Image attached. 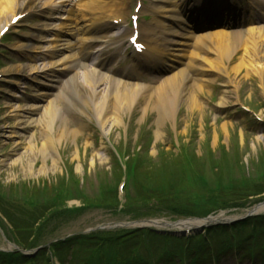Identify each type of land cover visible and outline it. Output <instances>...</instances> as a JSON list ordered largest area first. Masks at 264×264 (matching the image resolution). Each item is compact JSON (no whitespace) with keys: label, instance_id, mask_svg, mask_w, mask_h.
<instances>
[{"label":"rangeland","instance_id":"374dc122","mask_svg":"<svg viewBox=\"0 0 264 264\" xmlns=\"http://www.w3.org/2000/svg\"><path fill=\"white\" fill-rule=\"evenodd\" d=\"M102 1L103 7L108 11H120L117 14L124 16L120 25H112L108 35L132 30L130 15L134 13L137 1L146 5L145 13L139 15V23L142 22L144 27L153 26V10L157 12L156 19L159 21L166 19L165 9L175 10V0ZM254 1L259 0L230 2L236 8H247ZM67 2L68 6H65L66 1L63 5L74 9V4L81 1ZM254 7L257 10L260 8L259 5ZM262 8L264 10V5ZM227 13L229 10L223 11L224 15ZM23 20V23L13 26L12 31L0 43V71H8V76L0 77V204L1 207H7L4 211L0 207V250H10L8 242L27 240V237L26 243L30 240L44 243L54 237L63 236L67 240L70 232L85 236L90 235L89 233H104L109 234L112 240L121 241L120 248L125 251L124 258H120L117 251L107 250L105 258L112 257L107 255L111 253L115 258L128 263L134 258L142 262L146 260L147 264H167L168 260H172L168 255L179 248L176 245L179 241L181 243L182 239L179 237L185 231L194 230L197 233L201 226L209 224L208 217L212 215L221 220L222 217L239 218L246 213H253V208L264 201L263 19L244 30L218 26L191 32L188 27L180 30L174 26L180 33H192L188 40L191 44L182 52L175 51V54H184L179 58L170 55L173 52L169 50H162L166 52L163 62L152 63V66H149V62L142 64L137 60L145 54L134 53L128 37L123 48L116 54L113 51L114 45L98 43L94 49L104 46L109 48L102 56L106 68L100 71L103 76H94V83H97L96 97L87 101L82 94V91H91L93 82L92 76H84L81 69L77 72V81L72 87L77 95L72 98L69 96V103L63 100L64 93L59 92L63 82L56 89H47L53 91L48 98L54 99V122L49 123V119L40 123L22 122L18 127L23 128L17 131L15 126L21 110L11 109L36 105L34 97L45 90V84H52L40 78L39 82L35 81L27 70L22 71L24 65L32 61V53L12 50L17 42L26 43L28 34H36L33 27L41 22L35 12ZM192 24H197V21H190L189 25ZM159 35L161 33L154 30L149 36L156 39ZM144 41L142 38L143 43ZM46 45L44 41H32V50L40 51ZM156 45H153L148 54L158 57L159 52L155 54ZM161 47L162 44L160 49ZM193 51L196 54L190 58L189 54ZM244 56H248V59L244 60ZM93 60L95 59L91 55L83 60L87 69L95 66ZM181 69H185L187 76L179 78V96L176 100L164 102L159 91L163 92L168 77ZM34 83L38 84L36 88ZM11 85H16L19 89H13ZM48 91L44 92L50 93ZM167 92L170 93L168 90ZM13 94L17 95L14 101L11 96ZM191 99L195 103L193 107L189 103ZM41 104L45 107L49 102ZM29 114L33 120L36 119L33 112ZM26 116L28 114L25 113L24 117ZM12 132L16 135L10 136ZM45 138L52 147L47 156L40 151ZM185 147L189 148L190 153H195L197 164L204 167V172H201L206 174L203 175L207 181L211 180L209 175L212 174L210 166L213 162V170L235 174L234 177L249 182L239 186L233 182V178H228V187L233 186L229 183H234V187L228 188V192L214 193L217 201L227 199L232 204L230 206H233L225 210L227 212L224 214L210 201L208 205L200 204L204 199L198 188L201 187L200 175L186 177V183L176 188L178 194L171 196L175 200V211H168L171 213L162 211L166 205L162 208V204L155 202L158 198L156 195L152 198L155 193H149L144 201L142 198L132 201L133 207L139 205L137 210H140L141 216L138 218L156 220L153 226L134 224V220L127 214L113 215L110 212L112 207L105 210L91 209V206L80 208L83 206L80 202L100 200V191L92 195L94 190L100 188V184L114 183V186L119 181L121 168L115 162V148L120 150L122 156L125 153V160L137 164V172H162L160 176L163 177L179 172L178 177L182 180L183 172L177 166L181 160L179 150ZM199 169L201 170L200 167ZM63 179L71 182L76 179L77 185H83L86 194L73 188L63 199L64 205L79 209L74 216L64 211L56 212L61 206L50 201L54 194L59 195L60 191L52 190ZM149 179L153 181L150 176ZM72 186L75 187L74 184ZM131 187L132 185L125 188L127 197H130ZM237 187L240 189H236ZM120 193L123 195V191ZM19 196H24L26 202ZM152 209L162 212L154 214ZM36 210L37 213L31 212ZM257 213L264 214V209ZM109 222H118L123 226L115 228V231H95L94 228L99 224ZM142 228L148 230L140 231ZM121 230L126 233L122 232L118 236ZM162 235L179 237L164 239ZM224 236L225 233L214 232L211 240L220 246ZM199 238L196 234L195 239ZM163 240L175 245H163ZM55 246L57 247L56 244ZM71 247L64 251L68 258L73 250ZM28 256L30 255H26V258ZM44 258L45 255L37 257L32 264H47ZM12 263L13 260L9 264ZM220 264L255 263L228 255L221 259Z\"/></svg>","mask_w":264,"mask_h":264},{"label":"bare ground","instance_id":"6f19581e","mask_svg":"<svg viewBox=\"0 0 264 264\" xmlns=\"http://www.w3.org/2000/svg\"><path fill=\"white\" fill-rule=\"evenodd\" d=\"M65 0H0V30H2L5 26H11L12 25V19L24 12L26 14L32 12L35 8L36 11L39 13L45 14L48 19L55 20V19H61L60 16H58V13H66L65 20H59V22L55 25L56 31H52L53 27L48 26L51 33L50 35H53L52 38L46 39L50 47H44L43 50L38 53V51H31V48H29V44H23L17 42L12 46V48L16 51L28 53V52H34L31 54V60H35V58L40 59V61H44V63H41V66L34 65L33 63H28L24 65V70H27L29 72V76H32L33 78H64L65 82L63 83L62 88L60 89V93H64L63 100H66L69 103V96L72 98L73 96H76V92L72 91L73 85L76 83V74L79 70H83V74L86 77H91L93 82L91 91H82L83 95L85 96L87 101H91L94 97H96V84L94 83V76H103V74L100 73L102 69L105 68L104 61L102 59V56L104 51L109 48L108 46H104L103 48L100 47L95 52H93L94 45L103 42L104 44H112L114 45V53L120 51V47L122 46V43L125 40L126 34H110L108 35V30L111 28L113 20L120 21L121 18L117 14L119 12H110L107 10L106 7H103V1L102 0H78L81 1L80 3H76L75 8L73 10L69 9L68 7H64L63 2ZM229 3L230 1L227 0ZM161 2H167V0H161ZM186 3V0H175V6L176 11L174 8H168L165 9L167 12L165 13L166 21H159L156 19L157 12L155 13V10H153V26H150V33L151 30L154 32V30H158V32L167 35L164 36H158L159 41H155L152 37L147 36V32L144 31L143 24L139 25L137 29H139V38H145L146 42V48L151 45L159 44V47L162 45H165L166 51L167 49L174 53V56H177L179 58L181 55L184 54H175L176 52H182L184 51L186 46H189L191 42L188 40L191 39V35L184 34L178 32L176 29L174 30L173 25L170 21H175V24H179L182 20L181 13V7L183 3ZM192 3L190 6H198L199 2L198 0H192ZM221 3H206L203 7L204 10H201L202 16L204 15H210L209 17L216 18L212 22H217V14L219 11ZM143 6V5H142ZM144 7H142V10ZM34 10V11H35ZM173 11V12H172ZM211 12L212 14L206 13ZM71 12H73L77 17L78 20L72 19L71 20ZM159 13V12H158ZM160 14V13H159ZM190 14V13H188ZM256 16V15H255ZM255 16L252 14L250 15V19L254 20ZM21 21V20H19ZM18 21V22H19ZM237 20H235V24ZM52 23L47 21L45 25H51ZM180 26V25H179ZM264 30V28H263ZM56 32V33H54ZM133 30L130 34H128V38L132 37ZM210 34V33H209ZM207 34V35H209ZM150 35V34H149ZM70 36H74V39H71ZM36 38V39H43L44 37L39 36H30V38ZM106 41H102L104 39ZM155 41V42H153ZM74 42V43H73ZM106 47V48H105ZM157 49V47H155ZM151 48H149L150 50ZM57 53V51H60ZM165 49H163L164 51ZM148 52V50L146 51ZM159 52V55L161 54L162 50L159 49L158 51H155V54ZM92 54V57H95V63L94 67H90L87 69V67L83 64V60ZM170 53V54H173ZM196 54L194 51L189 54V57L192 58V56ZM56 55V57H55ZM158 55V56H159ZM154 57V61L158 62L156 55H149L147 57L148 61H151ZM97 59V60H96ZM244 60L248 59V56L243 57ZM178 62V60H175ZM22 67V66H17ZM79 68V69H78ZM78 69V70H77ZM106 70V68H105ZM8 71L2 70L0 73H7ZM34 74V76H33ZM2 77H6L8 75L3 74ZM187 76V73L185 69H181L172 76L168 77V82L165 85L163 92L159 91V93H162L160 98L164 102L173 101L176 100L179 96V89H178V83L179 78H185ZM53 80V79H50ZM169 84V86H168ZM54 86V85H51ZM56 86V85H55ZM48 87V86H47ZM49 88V87H48ZM47 89V88H46ZM1 90V89H0ZM167 90L170 92L168 93ZM47 94H45L46 96ZM42 95L41 99L43 102H49L47 106H42V104H39L40 102L36 101L38 105H30L29 107H21L16 108L15 110L11 109L12 111L21 110L20 115H18V121L17 126H15L16 130L22 129L21 127H18V124L22 122H36L40 123L44 120L49 119V123L54 122L53 116L56 113L53 107L54 99L48 98ZM39 98V97H38ZM40 99V100H41ZM192 107L195 105L194 100L191 99V102H189ZM109 108V106H108ZM39 110V111H38ZM29 112H33V115H35L36 119L33 120ZM109 112V111H108ZM25 113L28 114V116H25ZM9 115H7L8 117ZM30 118V119H29ZM15 132V131H14ZM14 132L10 134V136L16 135ZM44 144L40 148V151L42 153L48 155V150L52 149L50 146V141L48 139H44ZM259 209H264V204H261L259 206ZM247 237V236H246ZM242 239V238H241ZM255 240H260V238L256 237ZM235 242L240 245L241 240L240 238L235 239ZM252 246V243H250ZM264 246V245H263ZM262 246L261 250H264V247Z\"/></svg>","mask_w":264,"mask_h":264},{"label":"trees","instance_id":"16d2710c","mask_svg":"<svg viewBox=\"0 0 264 264\" xmlns=\"http://www.w3.org/2000/svg\"><path fill=\"white\" fill-rule=\"evenodd\" d=\"M180 157H181V160H179V165L177 167H180L181 172H183V179L182 180L179 179V177H178L179 172H178V174L172 173L171 175H169L167 177L160 176V173H162V172H156L155 171L154 173H151V170H149V171L145 170V171L137 172V164H136V167L134 168L131 166V163H133V161H127L128 172H129V175H130V178L132 181V188H131V192L129 195L130 197L126 196L125 208L128 207L129 212L131 213L132 216L139 217V215L141 214L140 210H137L139 208V205L133 207L132 201L140 199V198H142V200L146 199L149 197V195H150L149 193H155L152 196V198H154V196L156 195L158 198H157V200H155V202L157 204H162V208L164 205H166V207L164 209H162V211H165V212L175 211V209H174V204H175L174 201L175 200L173 199V197L176 194H178L176 188L178 186H180V187L183 186V184L186 183V177H191V175L192 176L200 175L199 179L209 183V185L208 184L206 185L204 182H201V180H200L201 187H198V188H200L201 191L199 193L204 198L203 202L200 204H207L208 205V202L210 201V203L212 205L214 204L217 206V209L222 208V207H226V206L230 205V203L227 202V199L217 201L216 200L217 198L214 197V193L228 192V188L229 189L233 188L234 183L239 184V186H244L245 184L249 183L245 179L242 180V179L234 177L235 174L229 175V174H227V172L224 173V172H221L219 170H213V168H212L214 165L213 162L211 163V166H210V170H212V174L209 175L211 177L212 181L211 180L207 181V179L205 177L206 174L201 172V171L204 172V167L197 164V159H195L196 156L193 152H191L189 154L184 153V155H182ZM199 167L201 168V170L199 169ZM171 170H173V169H171ZM213 171L216 173H214ZM149 176L153 179V181L149 179ZM239 176H241V172H240ZM160 178H162V179H160ZM228 178H233L234 183H229V185H233L232 187L231 186L228 187V181H229ZM71 183L74 184L75 187H73ZM73 188L77 189L82 194L86 195L84 193L83 189L77 185L76 179L72 182L69 179H63L60 182V184L56 183V188H53V190L56 189V192L60 191V193H59V195L54 194L53 197L50 199V201H52L53 203H56L58 206H61V208L59 210H56V212L64 210V207H63L64 204L62 203V201L65 198V196L72 191ZM236 189H240V188L237 187ZM216 190H218V191H216ZM257 190H259V189H257ZM98 191H100V200L99 201H94V202L89 201V202H84V203H87L90 206L98 205V206H101L102 208L112 207L114 209L117 207L118 199H117L115 186L113 187L110 184H102V185L100 184V188L98 189ZM213 191H216V192H213ZM132 193H133V195H132ZM126 195H127V193H126ZM171 196H173V197H171ZM195 199H197V198H195ZM142 200H141V202H142ZM211 200H215V201H211ZM171 203H172V205L170 206L169 204H171ZM191 203H192V201H191ZM132 208H133V210H131ZM152 210H153L154 214L156 212H162L161 210H154V209H152ZM37 211L38 210L31 211V212L37 213ZM41 211L44 212L43 210H41ZM67 212L72 213L69 210ZM171 212H168V213H171ZM44 215L46 216L45 212H44ZM27 224H28V222H27ZM218 231H223V230L218 226L210 229V232H218ZM250 231H253V229H251ZM247 234H249V232H247ZM164 237L165 236H163V238ZM26 239L28 240V237ZM230 239H232L231 235H229V238L227 240L230 241ZM27 240H20L19 244L20 245H27L28 244V243H26ZM223 240L226 243L225 239H223ZM242 240H246V238H242ZM253 241H255V240H253ZM162 243L164 245H166L165 244L166 242L165 243L162 242ZM227 243H228L226 245L227 247L224 249V251L231 250L233 248V244H231L229 242H227ZM73 244H74V248L71 252L70 264H77V263L78 264H93L94 263V256H97L96 258H99L98 261L101 264H104V261H105L104 253L107 250H111V249L117 251L118 257L124 258L123 254L121 253V250L119 248V243L112 240L108 236L101 234V233H97V234H93V235H87V236L81 238L80 240H77L76 238H74ZM253 245H255V244H253ZM239 246H240V248L244 247L242 243ZM261 248L262 247L255 246L254 251L257 254H259L260 256L264 257V250H261ZM62 249H63L62 247H59L56 250V252L60 255V257L62 259H65L63 254L61 253ZM242 249L246 250V251H250L248 247H245ZM168 256L171 257L173 255L170 253ZM72 257H73V259H72ZM120 258H115V259H116V261H119L122 264H128V262H126ZM131 260L132 259H130V262H131ZM30 261L31 260H28V262H30ZM121 263H112V264H121ZM144 264H147V261Z\"/></svg>","mask_w":264,"mask_h":264}]
</instances>
